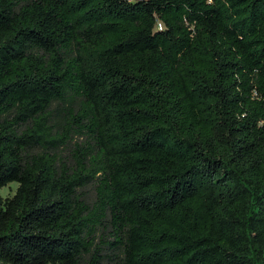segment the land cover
Here are the masks:
<instances>
[{
  "label": "trees",
  "instance_id": "16d2710c",
  "mask_svg": "<svg viewBox=\"0 0 264 264\" xmlns=\"http://www.w3.org/2000/svg\"><path fill=\"white\" fill-rule=\"evenodd\" d=\"M13 182L0 264H264V0H0Z\"/></svg>",
  "mask_w": 264,
  "mask_h": 264
},
{
  "label": "rangeland",
  "instance_id": "374dc122",
  "mask_svg": "<svg viewBox=\"0 0 264 264\" xmlns=\"http://www.w3.org/2000/svg\"><path fill=\"white\" fill-rule=\"evenodd\" d=\"M16 188H17V183L13 182V183H10L8 186L2 188L0 190V193L3 197H9L14 194ZM87 191H88L87 199L88 201H91L93 199V192L90 187L87 188Z\"/></svg>",
  "mask_w": 264,
  "mask_h": 264
}]
</instances>
